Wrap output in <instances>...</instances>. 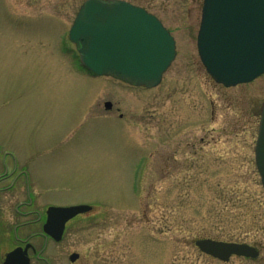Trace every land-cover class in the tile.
Here are the masks:
<instances>
[{"label": "rangeland", "instance_id": "obj_1", "mask_svg": "<svg viewBox=\"0 0 264 264\" xmlns=\"http://www.w3.org/2000/svg\"><path fill=\"white\" fill-rule=\"evenodd\" d=\"M84 1L0 0V143L46 203L92 206L57 264H263L222 262L194 241H264L254 161L264 75L228 88L208 76L196 48L202 0H124L175 40L158 86L89 75L68 39Z\"/></svg>", "mask_w": 264, "mask_h": 264}, {"label": "water", "instance_id": "obj_2", "mask_svg": "<svg viewBox=\"0 0 264 264\" xmlns=\"http://www.w3.org/2000/svg\"><path fill=\"white\" fill-rule=\"evenodd\" d=\"M68 38L77 46L80 63L97 76H110L133 86L154 88L174 60L175 41L145 9L123 0H86ZM197 53L217 84L232 87L264 74V0H203L196 37ZM111 102L104 103L106 109ZM254 160L264 189V101ZM89 205L49 208L46 233L61 236L65 223L89 212ZM200 252L227 262L231 256L255 257L247 244L197 239ZM15 252L8 263L15 262ZM78 257L72 254L70 260Z\"/></svg>", "mask_w": 264, "mask_h": 264}, {"label": "flooded vegetation", "instance_id": "obj_3", "mask_svg": "<svg viewBox=\"0 0 264 264\" xmlns=\"http://www.w3.org/2000/svg\"><path fill=\"white\" fill-rule=\"evenodd\" d=\"M44 193L27 163L20 162L12 151L0 143V264H10L7 261L8 255L14 251L13 264L58 263L61 245L69 226L82 214L65 223L59 239L47 234L45 226L49 208L77 204L46 203ZM249 246L253 248L255 257L238 258L251 262L260 258L264 264V241L252 242ZM72 253L68 255V261L74 263L79 257L71 261Z\"/></svg>", "mask_w": 264, "mask_h": 264}]
</instances>
